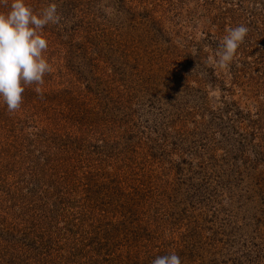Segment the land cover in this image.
Wrapping results in <instances>:
<instances>
[{"label": "rangeland", "instance_id": "obj_1", "mask_svg": "<svg viewBox=\"0 0 264 264\" xmlns=\"http://www.w3.org/2000/svg\"><path fill=\"white\" fill-rule=\"evenodd\" d=\"M25 3L61 21L0 102V264H264V0Z\"/></svg>", "mask_w": 264, "mask_h": 264}, {"label": "clouds", "instance_id": "obj_2", "mask_svg": "<svg viewBox=\"0 0 264 264\" xmlns=\"http://www.w3.org/2000/svg\"><path fill=\"white\" fill-rule=\"evenodd\" d=\"M61 16L54 3L35 13L25 0H12L10 10L0 12V102L9 113L20 109L26 85H42L52 66L43 53L48 48L41 30L58 25ZM248 28L244 25L228 30L217 51V66L227 69L244 42ZM35 92L42 95V89ZM152 264H181L175 253L157 256Z\"/></svg>", "mask_w": 264, "mask_h": 264}]
</instances>
